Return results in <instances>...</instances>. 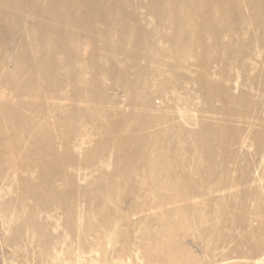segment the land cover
Here are the masks:
<instances>
[{
  "label": "rangeland",
  "instance_id": "obj_1",
  "mask_svg": "<svg viewBox=\"0 0 264 264\" xmlns=\"http://www.w3.org/2000/svg\"><path fill=\"white\" fill-rule=\"evenodd\" d=\"M70 1L73 11L88 8L91 16L83 13L80 26L56 34L47 46L43 32L61 24L46 20V26L29 35V14L39 13L37 6L16 10L11 1L9 13L0 15V264H77L80 248L85 251L83 264H264L256 262L264 257V164L254 172L259 160L244 150L243 172H234L235 146L223 143L238 132V121L241 131L247 126L249 117L237 120V112L251 114L255 106V113L262 115L264 68L250 71L255 66L248 56L251 36L243 33L248 23L242 22L250 17L252 0H203L189 16L221 17L207 24L184 19L180 8L189 0L164 5L155 0H88L86 7L80 3L84 0H59L57 6L67 7ZM254 12L262 15V6ZM255 35L262 37L261 31ZM253 60L264 62V57L256 54ZM55 66L60 70L47 76L45 68ZM154 113L160 115L159 127L170 129L171 136L193 131L197 141L203 136L209 141L212 151L204 154V167L188 194H204L205 203L193 201L203 202L201 209L213 220L208 225H217L218 232H206L180 214L163 216L153 202L142 201L141 176L121 183L126 195L115 211L102 215L98 204L90 209L92 192L120 172L118 160L124 153L114 148L117 138L146 133L144 123ZM72 134L75 143L83 142V149L74 151L80 174L65 180L62 194L45 196L50 195L48 180L65 170L66 163L53 158L66 156L63 143ZM52 142L56 149H47ZM186 147L173 158L184 167L181 178L197 170L194 162L178 164H186ZM106 156L110 167L100 164ZM137 157L121 172H129ZM19 165L33 170L15 171ZM158 189L160 195L167 192ZM76 190L87 200L79 203L84 214L80 221L78 209L70 220L53 205L60 198L78 208ZM221 197L225 200L219 217L214 202ZM186 205L178 197L169 206ZM118 213L128 217L121 220L118 233L108 232L104 227L114 226ZM247 214L260 221L254 225V239L248 235L252 229L242 225ZM56 224L60 227L52 229ZM77 224L86 228V236L74 231ZM171 226L177 230L172 232ZM54 248L62 249L60 259H55Z\"/></svg>",
  "mask_w": 264,
  "mask_h": 264
},
{
  "label": "bare ground",
  "instance_id": "obj_2",
  "mask_svg": "<svg viewBox=\"0 0 264 264\" xmlns=\"http://www.w3.org/2000/svg\"><path fill=\"white\" fill-rule=\"evenodd\" d=\"M13 1V6L16 7V10L19 9L22 6V10H26L29 8V6L34 5L37 6V10L39 13H35L31 11L29 14V17L32 18L30 21V27H32L28 33L29 35H32L37 27H39L41 24L43 26L44 23H46V20L49 19H56L61 25L58 29L52 31L50 29H46L42 34V41L44 42V45H49L52 43L53 36L56 34L58 35H64L69 32H72V26L78 27L84 20L83 13L89 14L91 16V12L89 13L88 8L87 11H80L76 12L73 11L74 1H70L69 6L67 7H58L57 2L59 0H48L46 5L39 4L42 2V0H0V15L9 13V3ZM160 1L163 5L169 3L170 0H155ZM177 1V0H176ZM174 2V0H173ZM203 0H189V2L185 5H183L180 9L186 13L185 20L187 22H205L211 23L213 21L221 20V17L219 15L209 14L205 13L202 16H197L191 18L189 16L190 13L194 12V8L201 4ZM80 3L86 7L88 0L80 1ZM127 3V4H126ZM124 3V6L126 8H129V3ZM132 3V2H131ZM262 6L263 14L258 15L254 11L256 8H259ZM141 7H146V5L141 4ZM250 17H248V20L246 18H242V22L245 24L248 23V28L243 33L249 34L251 36V41L249 42L248 48L250 49L249 58L252 61L251 63L255 66H251L250 71L254 70L255 67H260V65L264 68V62H254L253 57L256 54H261V56L264 57V0H252L250 4ZM13 13V11H12ZM63 15H60L62 14ZM71 27V28H68ZM7 27H3L2 30L6 29ZM68 29V30H67ZM257 31H261L262 37L257 38L255 33ZM53 34V35H51ZM89 38H85V42H88ZM160 42V40H159ZM72 51L75 52L76 49L73 45ZM52 57L50 55L46 56L47 62L51 63ZM39 68V67H37ZM58 66H55L52 69L45 68L47 76L52 73L55 70L58 72ZM241 77V74L238 72L235 83L236 86L239 84V79ZM263 85H264V79H263ZM74 89H76V85L73 83L72 86ZM254 90V87H251ZM264 90V87H263ZM147 97V96H146ZM143 100L144 104L146 101ZM237 100L243 101L241 97H238ZM256 107L253 106V112L251 114L237 112L236 113V119L238 120V117H249V120L247 122V126L245 130H242V125L238 121V125L240 126V129L237 133H235L230 140L228 138L225 139L223 142L226 146L227 144L231 143L235 146L233 150V159H232V165L234 172H243L242 167V153L244 150L251 152V154L255 153V157L258 158L259 162L257 165H254V172L258 171V169L263 166L264 164V103L261 106V116L260 114L255 113ZM161 118L158 113H154L151 116H148L145 121L146 128L148 131L146 133H143L140 136H135L128 140H123L122 138H117L116 143L114 144V148L120 151H123L124 158H121L118 160V169L119 173H117V177L113 179L110 182H105L99 185L93 192H92V198H91V205L90 209L97 207L95 204H98L99 207L97 208L98 212L100 214L104 215L106 213H111V211H115L114 208L119 207L121 200L123 197H125L126 192L125 188L121 186V183L125 180L128 182H134L135 176H141L142 179L140 180L141 184H139V187L143 189V193L140 195L142 201H150L153 202L156 206V208H160L161 214L163 216H168L172 219L173 215L180 214L183 218V220H192L195 225H197L199 228L201 227L204 231H215L218 230V226H209V222L213 221L210 218V214L206 211L204 212L201 208L203 205L202 203H197L193 201L196 198H200L204 200L205 203V196L204 194H188V190L191 188H194V182L196 181L198 171H202L204 167V154L212 151V147L209 146L210 143L207 141L206 138L203 136L200 138V141H197L195 139V133L193 131L187 132L186 134H180V133H174V135H170V129L167 127H159V122ZM246 122H242V124H245ZM185 126V125H184ZM82 135V134H80ZM75 136V135H74ZM83 136V135H82ZM89 136V135H88ZM87 136V137H88ZM81 138V137H80ZM75 137L67 136V141L63 143V148L65 150L66 156L61 154V157L59 155L54 156L53 160L56 162L63 161V163H66L65 170L63 174H55L52 176L49 181V192L50 195L47 193L45 196H58L59 194H62V187L65 184V180L75 178L77 175H79L80 167L76 164L74 160V151L83 149V142H74ZM82 139V138H81ZM85 139V138H84ZM260 140H263L262 143H259ZM76 141L77 138H76ZM85 142V141H84ZM173 144L171 147L169 144ZM187 145L190 150L188 152V156L186 159V164H183L184 161L179 160L178 164L182 163V165H185V167L190 166L193 162L196 164L197 170L194 174H191L188 177H180L184 174L183 171L180 170V168H184L183 166L178 167L176 165L175 158L176 154L183 153L184 147ZM186 147V148H187ZM47 149H56V143L52 142V145L48 146ZM177 152V153H176ZM43 155V154H42ZM135 155H138V160H135L134 164H132V169L124 172H121V167L128 166L132 163L133 157ZM207 156V155H206ZM236 157V158H235ZM67 162H65V159ZM235 158V159H234ZM110 157L106 156L101 161L100 164L106 167H110ZM143 167V168H140ZM15 171H30V166H16L14 167ZM24 175V174H23ZM202 176V175H201ZM106 177V176H105ZM87 177L79 176V180H85ZM145 180L149 181V184H145ZM237 183V180H236ZM231 185H235L231 183ZM231 185L228 188H231ZM166 188L167 192L160 195L158 188ZM226 187V188H227ZM227 188V189H228ZM108 192V196H103V191ZM181 192V194H179ZM75 194H79L77 197V204L82 202H87L86 199L82 196V191L79 193V190H76ZM184 198L186 199L187 205L184 208L180 207H170L171 201L177 199V198ZM222 198L225 200L224 197H221L219 202H214L215 206V213H218L219 217L223 216V208L220 206ZM189 203V204H188ZM47 204V203H46ZM81 204L78 205V208H76L74 202L72 204H68L61 200L60 198H57L54 200L53 205L56 206L57 210H59V214H62L64 216H67L70 218V220L73 218L74 214L76 213V210L78 209V220H82L84 218L83 209ZM144 205V204H143ZM243 204V208H244ZM153 210V209H151ZM159 210V209H157ZM247 210V209H246ZM154 212V211H152ZM55 213V212H54ZM173 214V215H172ZM61 215V216H62ZM51 213H47V217H51ZM59 217V216H58ZM127 215L125 214H117L115 217L114 226L112 227H104L108 232H114L118 233L120 230V224L121 220L127 219ZM35 218V217H33ZM133 221V220H132ZM260 225V221L258 216H253L250 214H247V217L242 221V225L245 227H248L249 229H252L248 232V235H251V239H254L255 232L257 228L254 225ZM47 226L45 225V229L47 230ZM161 223H160V225ZM173 226V225H172ZM171 226V231L175 232L177 229H173ZM60 227V225L56 224L53 225L52 229L56 230ZM167 228H170V225H166ZM146 228V227H145ZM155 228V227H154ZM85 227L81 224H77L74 226V231H77V233L80 235V233H83V235L86 236ZM256 229V230H255ZM66 230H69L67 228ZM258 231V230H257ZM158 234L151 233V237H156ZM66 243V242H65ZM229 245V244H228ZM54 247V246H53ZM56 254L55 259H60L62 257V249L54 248ZM81 254L78 259H80L77 264H83L82 260L84 258L83 252H85L83 249H79ZM91 250V249H90ZM93 250V249H92ZM92 252V251H91ZM264 256V255H263ZM264 261V257L258 258L256 262H262ZM254 262V261H253ZM254 262V263H256Z\"/></svg>",
  "mask_w": 264,
  "mask_h": 264
}]
</instances>
